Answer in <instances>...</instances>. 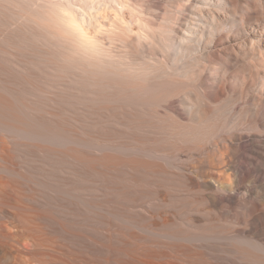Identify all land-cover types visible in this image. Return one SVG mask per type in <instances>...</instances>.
<instances>
[{"label": "bare ground", "instance_id": "bare-ground-1", "mask_svg": "<svg viewBox=\"0 0 264 264\" xmlns=\"http://www.w3.org/2000/svg\"><path fill=\"white\" fill-rule=\"evenodd\" d=\"M48 250L264 264V0H0V264Z\"/></svg>", "mask_w": 264, "mask_h": 264}, {"label": "rangeland", "instance_id": "rangeland-1", "mask_svg": "<svg viewBox=\"0 0 264 264\" xmlns=\"http://www.w3.org/2000/svg\"><path fill=\"white\" fill-rule=\"evenodd\" d=\"M48 247L49 248H57L56 244L54 243H48ZM52 254L51 251L48 250L47 253L45 254V256H39V257H31L30 258V263L31 264H51V260H52Z\"/></svg>", "mask_w": 264, "mask_h": 264}]
</instances>
